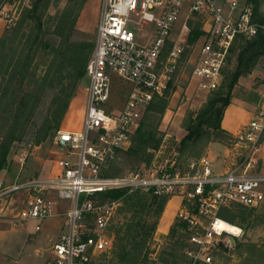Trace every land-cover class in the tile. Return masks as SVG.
I'll return each instance as SVG.
<instances>
[{
	"label": "built area",
	"instance_id": "built-area-1",
	"mask_svg": "<svg viewBox=\"0 0 264 264\" xmlns=\"http://www.w3.org/2000/svg\"><path fill=\"white\" fill-rule=\"evenodd\" d=\"M6 3L0 2V13L11 22L13 15L5 11ZM199 15L205 18V38L192 81L197 93L209 94L222 84L235 42L264 34V15L258 20L247 0L242 6L239 0H103L94 50L86 65L89 93L84 128L59 130L54 140L68 150L69 156L59 161L62 173L12 182L0 179V222L7 220L11 226L43 221L53 215L58 203L67 201L61 232L46 264H90L112 248L115 237L109 228L121 202L105 200L101 194L108 190L151 191L169 200L180 197L179 216L191 230L185 250L187 264H214L221 244L241 234L240 227L239 234L223 227V208L233 203L248 207L264 203V172L252 169L255 152L264 147V94L250 121L233 135L232 144L248 151L239 157L244 164H232L216 173L208 154L164 153L162 145L153 150L146 166L123 175L102 173L118 149L131 145L147 105L164 93L182 59L189 21ZM150 23L154 29L146 30L148 36L141 31L144 43L139 42L135 30ZM168 43L171 46L164 55ZM114 75L131 83L122 102L114 97ZM25 160L20 157L21 167ZM21 190L27 193L26 202L17 210L13 196Z\"/></svg>",
	"mask_w": 264,
	"mask_h": 264
},
{
	"label": "rangeland",
	"instance_id": "rangeland-1",
	"mask_svg": "<svg viewBox=\"0 0 264 264\" xmlns=\"http://www.w3.org/2000/svg\"><path fill=\"white\" fill-rule=\"evenodd\" d=\"M244 2H246V0H239L240 6H242ZM68 3L69 0H52L46 13L43 15V30H39V42L41 46L38 47L32 69H30V72L36 74L37 81L45 75L51 60L56 57L53 48L60 47L59 43L63 41L62 38H64V35L68 32V30H66V32L64 31V35L48 32L54 21V17L61 15V12L67 7ZM102 3L103 0H86L83 7L80 10L78 8L79 15L75 23V29L71 33V39L75 41L86 40L93 42V50L98 24L101 19ZM4 7L7 13L13 15V18L11 22H8L6 14L0 13V40L5 30H9L11 34L17 32L18 34L14 41L8 62L3 70L2 76L0 77V95L11 67L15 64L20 55L23 54V51L26 53V50L28 49L29 45L26 43L27 39L30 38L31 40H34V37L38 32L37 24L35 20H33L35 18L30 17L29 13H27L29 7H31V0H10ZM259 15L261 17L264 15V0L261 2ZM192 20L193 21L190 23L191 27L199 24L202 28L205 23V18L202 15L194 17ZM22 22L23 26L20 28ZM147 29L153 30V24H144L140 29L135 30L139 42L142 41V43H144V35L141 34V31L148 36L146 32ZM148 33L151 34L152 32ZM204 38L203 32L191 48L188 44L185 45V50L189 49V51L187 52V55L182 56L178 70L173 76L172 81L176 84V91L170 98L168 107L159 126L165 133L163 136V142L159 147L161 148L163 145L164 153L168 152L173 144H178L180 142L185 134V128L183 126L184 120L189 113H198L208 101L211 94L197 93L195 81H192L195 60L198 56L199 48L204 42ZM45 44L47 48H44ZM8 65L9 69L7 70ZM263 68L264 58L260 60V63L257 64L251 73L240 77L238 84L234 89L232 103L226 109L222 121L224 128L231 131V134L229 132V137L223 142H211L209 145L201 149L199 155L208 154L213 161L211 166L216 173L225 170L223 160L228 148L231 150V155L235 156L234 163L232 162L233 164L245 163V160L239 159L238 157L245 155V153L247 154L248 151L245 148H236L232 144L234 141L232 135L241 124L250 121L253 112L262 99L264 94V86L261 84ZM31 81L33 82L31 87L35 86V82L33 80ZM130 86L131 83L123 82L114 75L113 89L115 90V99L122 102L125 99ZM47 93L48 96L42 100L37 108L35 118L36 124H41L49 107V102L51 100L50 95L53 92H49L48 90ZM88 93L89 78L88 76H84L83 79L78 81L76 95L72 99L68 113L65 117V126H70L71 129H78L83 126L88 103ZM144 114L145 113L142 114V117H144ZM83 128L84 127H82V130ZM57 133L58 132H56L52 138L38 145L34 144L30 139H24L21 142L14 143L9 156L11 159L10 167L15 170L12 171V177H17L16 179H18V176H21L19 177L21 179L24 178L25 175L49 177L61 174L63 168L60 166L59 161L60 159L68 157V150L65 149L63 145L54 144ZM262 138L264 139V133ZM261 152L264 154V147H261L255 152V159L252 166L255 170L264 167V158H258ZM195 153L194 149L192 150L189 148L182 154L195 157ZM20 157H25L26 159V165L24 164V168L21 167ZM75 157L76 156H73V158ZM261 170L264 172V169ZM3 178L5 179V173L1 172L0 179ZM26 194L25 190H21L15 193V196ZM181 205L182 200L180 197H174L172 202L168 204L167 209L166 204L153 235L148 238L146 247L142 250V253L144 254L145 252H149L148 260L139 264H167L162 261V257L166 255L164 252H167L170 244L175 242V239L171 238L169 233L171 226L175 221L181 219L179 216V208ZM13 206L18 210L24 205L22 200L18 199L15 204L13 201ZM165 210H167V213L164 215ZM252 212L254 217L251 220V224H253H250L246 231L241 225L236 224V226H239L242 229L241 234L231 235L228 237V240L221 244L219 249L215 252L214 264H264V217H262L264 215V203ZM171 213H175V216L173 217L172 222H168L167 219L172 216ZM129 216L130 212L128 206L125 203H120L109 228L115 237L114 244L109 251L101 253L91 264H118L117 249L120 245L118 237L126 234V228L129 224L127 218ZM51 219L53 220H50L49 218L44 222L29 220L25 225L19 226L2 224L0 226V264H46L47 258L49 254H51V248L57 241L58 228L61 224L60 217H54ZM37 224L41 225L40 229L36 228ZM120 225L123 226L121 227ZM180 245L182 244L176 245V253L181 256V259H179L176 264H187V258L185 255L186 246L183 248Z\"/></svg>",
	"mask_w": 264,
	"mask_h": 264
},
{
	"label": "trees",
	"instance_id": "trees-1",
	"mask_svg": "<svg viewBox=\"0 0 264 264\" xmlns=\"http://www.w3.org/2000/svg\"><path fill=\"white\" fill-rule=\"evenodd\" d=\"M85 1L69 0L61 15L54 17L48 32L63 35L66 30L68 32L64 35L65 39L62 38L63 41L59 43L60 47L53 48L56 57L51 60L45 75L37 81L36 74L30 72V69H32L38 47L41 46L39 30H43L42 18L52 0H31V7L27 13L35 18L33 20L37 24L38 32L34 40L27 39L28 49L26 53L23 51L11 67L0 95V173L11 166L9 156L14 143L30 139L38 145L52 138L62 128L71 101L76 95L78 81L86 76V65L94 45L93 42L86 40L71 39L79 10ZM247 1L253 6L256 18L261 20L259 8L262 0ZM192 19L189 24L193 21ZM22 26L23 22L20 28ZM202 33L201 25L192 26L186 44L191 48ZM17 34L18 32L11 34L9 30H5L1 37L0 77L8 62ZM169 44L165 47L164 55L171 46ZM44 48H47L46 44ZM188 51L189 49L185 50L184 46L182 56L187 55ZM262 58H264V34L262 32L252 39L241 37L235 42L223 70L222 84L211 92L208 101L198 113L191 112L186 117L183 124L185 134L178 144H173L169 150L171 154L176 152L182 154L191 148L196 152L195 157H198L203 147L214 141L223 142L229 137V132L224 128L222 121L226 109L232 103L234 89L240 77L251 73ZM172 79L164 93L156 95L145 108L144 117L133 134L131 145L117 150L116 156L110 159L103 168V175H123L151 162L152 150L160 147L165 134L159 127L160 121L166 112L172 94L176 91V84ZM31 80L35 82L33 87H31L33 83ZM48 90L53 92L49 94L51 98L49 107L41 124H36L37 108L48 96ZM101 195L105 200H120L121 204L125 203L128 206L130 212L127 218L129 222L127 232L118 237L120 242L117 249L118 264H139L147 261L149 252L144 254L142 250L146 247L148 238L153 235L169 197L157 195L151 191L127 193L122 189L108 190ZM256 208L258 206L248 207L233 203L223 208L220 216L225 221L241 225L246 231L254 217L252 211ZM189 233V223L186 220L177 219L169 233L175 242L170 244L167 252H164L166 255L162 257V261L167 264L178 263L181 256L176 253V245L182 244L180 246L183 248L187 247Z\"/></svg>",
	"mask_w": 264,
	"mask_h": 264
},
{
	"label": "crops",
	"instance_id": "crops-1",
	"mask_svg": "<svg viewBox=\"0 0 264 264\" xmlns=\"http://www.w3.org/2000/svg\"><path fill=\"white\" fill-rule=\"evenodd\" d=\"M9 67V66H8ZM7 67V70L9 69ZM247 123V122H246ZM65 124V120H64V122H63V124H62V128H61V130H66V131H79V130H81L82 129V127L83 126H81L80 128H78V129H71L70 128V126H65L64 125ZM245 124V123H244ZM243 124H241L240 126H242ZM228 132H230V134H231V131L230 130H228L227 128H225ZM238 130V128L233 132V135H234V133L236 132ZM232 135V136H233ZM263 135V134H262ZM261 141H262V143L264 144V139L262 138V136H261ZM54 144H59V145H62L61 143H56L55 141H54ZM64 146V145H63ZM65 147V146H64ZM65 149H67V147H65ZM69 156V155H68ZM238 156V155H237ZM239 157H241V156H239ZM238 157V158H239ZM234 158H235V156H233V155H231V150H230V148H228L227 150H226V156H225V158H224V160H223V163H224V167L226 168L227 166H229V165H232L234 162ZM258 158H264V154L261 152L260 153V155L258 156ZM233 162V163H232ZM26 165V164H25ZM25 165H24V167H25ZM263 166H264V164H263ZM24 167H22V168H24ZM253 169V168H252ZM261 169H264V167H260L258 170L256 169V171H261V172H263ZM22 170V169H21ZM253 170H255V169H253ZM12 171H15L14 169H12L11 167H9V168H6V169H4L2 172H4L5 173V179L4 180H6L7 182H12V181H14L16 178H14V177H12L13 175H12ZM8 179H7V178ZM19 177H21V176H18V178ZM28 177H33V176H27V175H25L24 176V178H28ZM21 196H24V197H21ZM21 196H15L14 195V199H13V201H14V204H15V202H17V200L18 199H20V200H22V202H23V205H25V202H26V196H27V194L26 195H21ZM174 199V197H172L170 200H168V202H167V207H166V209L168 208V204H170L171 202H172V200ZM67 202V201H66ZM65 201L64 202H62V203H58V205L56 206V208H55V210H54V213H53V215L52 216H50L49 218H50V220H53V219H51V218H57V217H60L61 218V221H60V226H59V231H58V234H57V236L60 234V232H61V228H62V224H63V213H64V211H65V209H66V205H67V203H66ZM180 208H181V206H180ZM180 208H179V210H180ZM165 213H167V210H165V212H164V215H165ZM175 213H171V215L172 216H170L167 220H168V222L169 221H171L172 222V220H173V217L175 216L174 215ZM163 215V216H164ZM176 215H177V213H176ZM49 218H47V219H49ZM47 219H45V220H47ZM45 220H43L42 222H44ZM2 224H6V225H8L9 224V221H7V220H4V221H2V222H0V226L2 225ZM170 225V224H169Z\"/></svg>",
	"mask_w": 264,
	"mask_h": 264
},
{
	"label": "bare ground",
	"instance_id": "bare-ground-1",
	"mask_svg": "<svg viewBox=\"0 0 264 264\" xmlns=\"http://www.w3.org/2000/svg\"><path fill=\"white\" fill-rule=\"evenodd\" d=\"M223 227H225V229H227L228 231H231L236 234H239L241 231L239 226H236L235 224H232L225 220H223Z\"/></svg>",
	"mask_w": 264,
	"mask_h": 264
}]
</instances>
